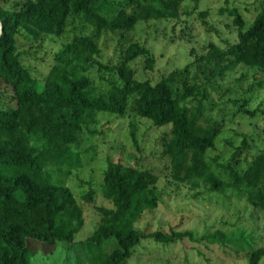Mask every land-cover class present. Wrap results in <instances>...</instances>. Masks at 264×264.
I'll use <instances>...</instances> for the list:
<instances>
[{"label": "trees", "instance_id": "trees-1", "mask_svg": "<svg viewBox=\"0 0 264 264\" xmlns=\"http://www.w3.org/2000/svg\"><path fill=\"white\" fill-rule=\"evenodd\" d=\"M185 1L25 0L10 8L0 4V88L10 86L16 100L15 107L5 108L0 102V264H31L28 240L54 247L57 243L77 245L83 259L76 264H127L143 239L171 243L186 234L139 230L136 223L144 212L160 206L159 178L151 170L110 161L101 192L112 206L98 207L100 221L95 231L84 240H75L85 218L68 184L71 174L83 165L74 146L97 122L99 112L125 116L132 111L156 126L171 124L160 143L173 181L210 192L231 191L264 212V147L245 167L239 159L243 147H237L226 163L209 153L216 148L223 122L207 113L203 79L200 83L191 79L186 67L185 73L172 72L157 83L139 80L131 63L143 57L145 68L152 69L155 57L137 41L122 50L118 64L110 66L99 59L105 32H130L139 22L177 19ZM228 11L234 16L238 38L226 48L210 43L207 53L195 55L196 75L204 74L205 80L222 77L239 65L264 71V0L248 27L237 8ZM77 19L91 30L77 28L60 47L39 89V80L23 62L18 36L32 41L60 36ZM91 67L113 73L106 89L96 90L86 75ZM245 112L255 115L248 109ZM93 194L90 190L82 199L94 202ZM248 240L241 233L235 243L248 248V264H260L264 249ZM110 242L113 248L106 246Z\"/></svg>", "mask_w": 264, "mask_h": 264}, {"label": "rangeland", "instance_id": "rangeland-1", "mask_svg": "<svg viewBox=\"0 0 264 264\" xmlns=\"http://www.w3.org/2000/svg\"><path fill=\"white\" fill-rule=\"evenodd\" d=\"M25 0H0L5 8ZM263 0H186L183 13L177 19L139 22L133 31H107L101 36V62L118 64L121 52L130 42L146 45L155 57L152 69L145 68V59L137 58L131 63L139 80L157 83L175 71L185 73L200 83H206L208 98L204 104L207 113L223 122V132L217 139L216 148L209 153L219 161L228 162L237 147H243L239 156L245 167L264 147V71L259 68L239 65L214 79L200 74L192 65L195 55L207 53L209 44L226 48L237 41L238 27L229 9L237 8L248 27L257 15ZM226 10L222 12L221 10ZM77 28L90 31L91 27L79 19L69 23L64 34L45 35L38 41L18 36L23 62L39 80V89L54 62V54L70 41ZM194 50L195 54H192ZM99 91L108 85L113 73L91 67L86 71ZM104 76L107 80H103ZM183 78V76H180ZM3 107H15L16 100L10 86L0 88ZM189 103L193 102L189 98ZM255 112L249 116L245 110ZM132 127L135 128L134 135ZM171 124L156 126L149 119L132 111L125 116L99 112L97 122L74 146L81 158L82 167L75 170L68 184L83 207L85 225L75 235V240H84L92 235L100 221L98 207H111L101 192L103 173L107 162L148 169L158 178L161 203L157 209L147 210L136 227L149 234L162 230L186 233L171 243L157 242L153 237L143 239L133 251L127 264H248V248L241 249L235 243L239 234L248 238L254 247L264 249V212L236 197L231 191L210 192L208 188L194 189L177 183L170 176V163L164 157L160 139L169 131ZM246 141V145L243 143ZM233 161V160H232ZM95 191V201L86 202L83 194ZM33 251L31 264H76L82 260L81 248L77 245L48 243L28 240ZM108 248L114 242L107 243ZM80 251V252H79ZM264 264V256L260 261Z\"/></svg>", "mask_w": 264, "mask_h": 264}, {"label": "water", "instance_id": "water-1", "mask_svg": "<svg viewBox=\"0 0 264 264\" xmlns=\"http://www.w3.org/2000/svg\"><path fill=\"white\" fill-rule=\"evenodd\" d=\"M2 30H3L2 23L0 22V35H1Z\"/></svg>", "mask_w": 264, "mask_h": 264}]
</instances>
